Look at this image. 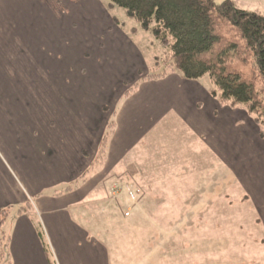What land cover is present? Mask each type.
Segmentation results:
<instances>
[{
    "label": "crops",
    "instance_id": "1",
    "mask_svg": "<svg viewBox=\"0 0 264 264\" xmlns=\"http://www.w3.org/2000/svg\"><path fill=\"white\" fill-rule=\"evenodd\" d=\"M97 5V0H0V210L11 207L0 236V264H109L108 250L83 224L90 219L88 210L94 214L109 208L112 213L124 205L120 200L125 194L111 197L114 188L137 187L142 192L131 209L121 208L114 216L129 219L134 215L141 220L145 219L141 212H145L150 219L178 228V233L138 234L136 240L155 245L161 255L179 252L175 237H171L175 234L185 238L186 247L208 256V264H232L233 259H228L229 263L212 257L216 251L219 254L216 240L228 238L232 231L211 234L200 227L211 224L212 219L206 216L209 210L229 208L230 202L242 212L247 209L243 212L250 218L246 224L258 233L262 239L259 246L264 247V140L244 110L218 104L204 78L187 81L172 73L161 80L139 82L136 91L124 99L140 74L144 75L140 61L128 87L123 84L125 90L110 118L103 114L100 120L97 105L78 111L52 104L51 95L54 100V95L60 94L66 105V81L80 77L84 67L95 76L101 74L113 55L108 51L112 42L97 39L100 30L93 22ZM107 18L108 24L112 23ZM115 29V39L125 47L128 41L123 31ZM83 31L88 37L84 38L86 45H82ZM77 33L78 44L73 35ZM52 41L64 56L66 42L71 43L69 69L62 64L66 60H49ZM41 64L52 75L43 80H59L63 88L52 94L51 87L34 85L42 78L35 75ZM36 90L44 95L38 103L46 111L17 121V128L8 125L5 112L14 108L15 114L18 111L24 116L22 105L17 104L24 100L28 105L29 95L35 96ZM112 118L114 133L102 171L66 194L43 195L76 182L93 161L105 125ZM86 124L96 131L85 129ZM57 126L61 131L52 133ZM233 186L239 187L240 195L232 196ZM223 197H229V203L222 205ZM202 200L207 210L203 218L194 219L192 210ZM27 201L32 203L30 212L17 215ZM38 224L48 254L38 236ZM3 237L5 242L9 240L8 250L3 248ZM248 238L252 237L245 238L236 230L230 243L242 251L251 244ZM241 239L244 244H237ZM259 242L253 240L251 245ZM162 243L165 249L160 247ZM206 243L209 252L204 249ZM259 255L250 257L248 263L264 264V252Z\"/></svg>",
    "mask_w": 264,
    "mask_h": 264
},
{
    "label": "rangeland",
    "instance_id": "2",
    "mask_svg": "<svg viewBox=\"0 0 264 264\" xmlns=\"http://www.w3.org/2000/svg\"><path fill=\"white\" fill-rule=\"evenodd\" d=\"M240 8L247 12H255L259 11L264 13V0H233ZM97 11L96 16L93 19V22L98 26L100 33L98 34V40H109L112 42L111 49H108L109 52H113V55L110 59L107 60L105 63V69L102 71L101 74L95 76L87 67L82 69V74L78 78L68 79L66 81V105L63 100V96L54 95V100H52L51 95V102L52 104H60L63 107H69L70 109L80 110L82 107H95L98 106V110L100 112V120L103 117H109L114 113V110L119 104V100L121 99L122 91L125 90L124 85L128 87L129 82L133 78V69L139 64L141 61L144 66V74L147 71H151L152 67H154L155 61H161L164 56L165 52L161 48V46L153 39L151 34L142 30L140 25L132 19H128L125 15L123 9L117 6H111L109 4V0H97ZM217 5L222 3V0H215ZM84 7H82L83 9ZM85 17V16H84ZM107 17L112 19V23L108 24L110 21ZM83 19V17H82ZM114 25V28H111ZM108 26V27H107ZM118 31H123V35L128 42H124V46L118 44L117 40L114 37V34ZM93 31V30H92ZM95 32V31H94ZM77 36L74 39V43H79L78 36L80 34H73ZM93 38H94V34ZM103 36V38H101ZM84 38L87 37V33L83 31V40L82 45L86 42ZM68 48H66L67 55L64 56L62 54V48L57 46L56 41L51 42V51L48 55L50 61H60L62 63L66 60V64H63V67H67L69 69V59L70 55L72 54L71 43L69 41L66 42ZM72 45H74L72 43ZM77 48V47H76ZM126 51H124V49ZM79 49L77 48V51ZM87 56L85 59L88 60ZM84 59V58H83ZM91 59V57H90ZM45 60V59H44ZM99 61V60H95ZM104 63L103 60H100ZM75 65L78 63L75 62ZM101 65V64H100ZM41 70L36 68V78L41 75V80L36 79L38 83L34 81V85L38 86L39 88L44 87H51L52 94L55 89L63 88V85H60L59 80H49L47 83L44 78L47 76H52L51 74L47 73V70L43 69V65L41 64ZM237 70L242 71L247 77L251 75V67L244 66L242 64H235ZM79 68V67H78ZM72 73H76V71L72 70ZM204 81L209 83L211 87V82L208 77H204ZM59 84V85H58ZM62 84V83H61ZM109 93V97L106 96ZM44 98V95L41 92L36 90L35 96L29 95L28 97V105L25 104V101L22 100L18 102L17 106H21V110L25 111L26 114L21 116L19 112L15 114V109L11 108L10 110L5 112L6 120L8 125L17 128L18 125L16 124L17 121L26 120L32 114L39 113L41 110H45V108L40 107L39 99ZM94 102H93V99ZM98 99V100H97ZM31 106V107H30ZM33 107V108H32ZM63 109V108H62ZM60 110V107H59ZM52 111V109H51ZM76 113V111H75ZM52 115H58L52 112ZM38 116V115H37ZM89 118H86L87 123H89ZM85 129L88 131H96L95 128L90 127L88 124L84 126ZM62 128L59 126L52 128V133L60 132ZM85 129L82 128L83 131ZM235 185V183H234ZM101 189V186H99ZM235 188V193L232 195L233 197L240 195L241 191L239 190L238 186H233ZM134 188L133 190H135ZM49 191V190H48ZM57 191H60L57 189ZM233 191V190H232ZM125 194L126 197L120 200L124 205H120L115 207V212L112 210V213L109 208L107 209H100L99 212L90 213L88 210L86 213L90 215V219L85 222L83 225L88 226V230L91 233V237L95 238L97 243L103 246L105 249L108 250V260L109 264H208V256L204 254H200L198 251H194V248L189 245L186 247L185 245V238L183 236L171 234V237H175L176 244L179 245L176 250L179 252L176 253L174 250L171 255H161L159 253L160 249L155 245L147 246L146 240L138 241L136 238L138 234L147 235V234H163L167 232L171 233H178V228L176 230L171 229L167 224L159 223L154 219H150L149 213L141 212V216L145 219L138 220L133 217L136 213L132 212V217L129 219H122L117 215L121 208H132L133 203L128 201V189L121 190V196ZM126 198V199H125ZM228 198L222 199L220 202L222 205L224 203H229ZM237 202L242 203L239 199ZM203 200L195 207L192 211L194 212V219L203 218L204 211L207 209L202 207ZM229 208H216L211 209L207 212V219H212L211 224L206 223L202 224L201 230L204 229L206 233L213 234L214 232L222 233L224 231H229L228 238L216 240V244L219 250L216 251V255H213V258H220V260L228 261V259H233L232 264H241L242 261H246L243 264H250V257H256L259 254L264 252V247L259 246L262 244L260 236L257 232H254V229H250V225L246 224L248 222V217H246L245 211L247 209H242L241 207H235V204L229 203ZM207 203H204L203 206H206ZM240 205V204H239ZM129 209V215H130ZM231 210H234V215H228L227 213ZM110 211V214L107 212ZM191 211V212H192ZM209 213V214H208ZM13 214L11 217H13ZM9 219H12V218ZM215 217V219H214ZM227 219V222H225ZM241 223H243L241 225ZM242 228V229H240ZM236 230H239L240 234L243 235L247 240L251 243L252 241L260 240L259 244L254 243V245L258 246H248L245 250L238 251L236 248L232 247L233 245L230 243L233 239L234 233ZM232 237V238H231ZM254 237V238H253ZM4 239V238H3ZM245 239H241L238 241L237 244L242 245L244 244ZM5 243V239L3 244ZM209 244V243H208ZM207 243L205 244L204 249L206 252H209L207 247ZM165 243L160 244V247L165 249ZM256 247V248H254ZM174 248V247H172ZM196 249V248H195ZM250 254L249 257L247 255ZM260 256V255H259ZM230 263V262H229ZM261 264V262L257 263Z\"/></svg>",
    "mask_w": 264,
    "mask_h": 264
},
{
    "label": "trees",
    "instance_id": "3",
    "mask_svg": "<svg viewBox=\"0 0 264 264\" xmlns=\"http://www.w3.org/2000/svg\"><path fill=\"white\" fill-rule=\"evenodd\" d=\"M109 4L123 9L126 17L151 34L165 52L151 71L140 74L124 99L136 91L139 82L161 80L172 73L187 81L208 77L210 95L220 106L244 110L257 124L264 140V13L247 12L233 0H222L219 5L215 0H109ZM236 63L250 66L251 75L247 77L237 70ZM114 127V118L109 119L93 161L75 183L53 188L43 195L66 194L102 171ZM31 208V201H27L18 208L17 215L30 212ZM10 212L11 207L0 210V236ZM234 213L231 210L228 215ZM37 226L48 254L43 229ZM8 244L7 239L3 248L8 250Z\"/></svg>",
    "mask_w": 264,
    "mask_h": 264
},
{
    "label": "built area",
    "instance_id": "4",
    "mask_svg": "<svg viewBox=\"0 0 264 264\" xmlns=\"http://www.w3.org/2000/svg\"><path fill=\"white\" fill-rule=\"evenodd\" d=\"M136 189L133 190L134 188H127L128 189V201H130V203H135L137 198L141 195V190L138 189L137 187H135ZM121 194V191L118 188H114L110 195L112 198H116ZM124 215L126 217L129 216V211L125 212Z\"/></svg>",
    "mask_w": 264,
    "mask_h": 264
}]
</instances>
